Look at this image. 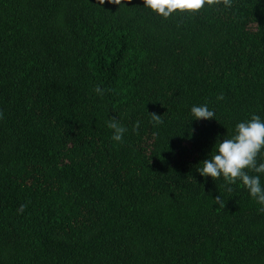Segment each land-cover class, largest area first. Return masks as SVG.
Listing matches in <instances>:
<instances>
[{
    "label": "trees",
    "instance_id": "trees-1",
    "mask_svg": "<svg viewBox=\"0 0 264 264\" xmlns=\"http://www.w3.org/2000/svg\"><path fill=\"white\" fill-rule=\"evenodd\" d=\"M0 114V264H264L261 206L196 170L264 117V0H0Z\"/></svg>",
    "mask_w": 264,
    "mask_h": 264
},
{
    "label": "clouds",
    "instance_id": "clouds-1",
    "mask_svg": "<svg viewBox=\"0 0 264 264\" xmlns=\"http://www.w3.org/2000/svg\"><path fill=\"white\" fill-rule=\"evenodd\" d=\"M109 4L117 5L121 0H104ZM218 0H142L144 8L167 20L175 14H196L206 7L216 6ZM225 7H231L232 0H223ZM95 93L103 97L105 89L100 86L94 88ZM217 101L224 100L221 94ZM2 116V114H0ZM149 123L155 129L153 138L159 136L160 126L165 124L164 116L151 114ZM191 120H217L215 109L208 103L193 105L190 108ZM108 128L112 130V141L123 143L128 128L116 118H109ZM140 121H136L132 131L138 133ZM191 135V130H189ZM200 176L213 181L222 180L226 191L232 193L235 187L243 186L251 199L260 205L264 211V117L253 114L249 119L235 124L231 133L217 141L209 157L197 167ZM220 209L225 208V201L221 196L212 200ZM25 205H21L23 212Z\"/></svg>",
    "mask_w": 264,
    "mask_h": 264
}]
</instances>
